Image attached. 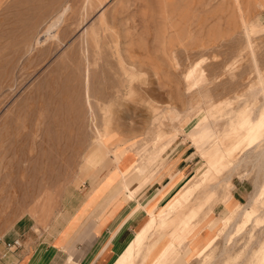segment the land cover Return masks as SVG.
<instances>
[{
	"label": "rangeland",
	"instance_id": "374dc122",
	"mask_svg": "<svg viewBox=\"0 0 264 264\" xmlns=\"http://www.w3.org/2000/svg\"><path fill=\"white\" fill-rule=\"evenodd\" d=\"M174 152L130 264H264V0H0V247Z\"/></svg>",
	"mask_w": 264,
	"mask_h": 264
},
{
	"label": "crops",
	"instance_id": "0c3cea01",
	"mask_svg": "<svg viewBox=\"0 0 264 264\" xmlns=\"http://www.w3.org/2000/svg\"><path fill=\"white\" fill-rule=\"evenodd\" d=\"M163 163L164 169L150 180L137 179L129 187L125 183V188L122 187L123 177L116 170L117 178L108 194L100 198V192H97L96 201H93L95 206L85 207V210L75 208L69 214L66 221L73 214L70 230L66 231L61 245L53 243L57 233L50 244L35 246L34 241L23 236L20 240L15 235L4 242L5 249L0 247V264H117L126 249L140 239L138 236L147 225L141 223V216L145 214L146 219L149 212L167 201L190 175L191 167L185 159L175 157V152ZM119 191L121 196H118ZM244 192L242 185L234 186L236 196L241 197ZM40 237L37 236V240ZM12 239H18L19 245L7 248L5 243Z\"/></svg>",
	"mask_w": 264,
	"mask_h": 264
},
{
	"label": "bare ground",
	"instance_id": "6f19581e",
	"mask_svg": "<svg viewBox=\"0 0 264 264\" xmlns=\"http://www.w3.org/2000/svg\"><path fill=\"white\" fill-rule=\"evenodd\" d=\"M55 20V19H54ZM56 22L57 21H52V23H51V27H53L55 24H56ZM50 25V24H49ZM48 27H50V26H48ZM49 29V28H48ZM90 40V39H89ZM100 42V41H99ZM137 64V63H136ZM135 64V65H136ZM130 66H131V64H129ZM137 67H138V65H137ZM127 68V67H126ZM142 68V67H141ZM140 68V69H141ZM136 69V68H135ZM142 70V69H141ZM127 187V186H126ZM130 192V194L132 195V194H134V191H129ZM177 204H178V202H177ZM179 205V204H178ZM177 207V206H176ZM176 209V208H175ZM153 211V210H152ZM152 211H150V213L152 212ZM163 216V215H162ZM149 217V216H148ZM152 220H154L153 219V217L151 218V220L149 221V223H150V225H154V222L152 221ZM149 228V227H148ZM214 237V236H213ZM213 237L205 244V245H203V247L202 248H200L199 250L198 249H196V250H194V251H196V254H199V253H201V252H203V251H205L206 249H207V247L210 245V243H211V241H212V239H213ZM133 246H134V244H132V245H130L127 249H126V251H125V253L119 258V261H118V263L117 264H130V258H129V252H130V249H132L133 248ZM147 246V245H146ZM154 264V263H153Z\"/></svg>",
	"mask_w": 264,
	"mask_h": 264
},
{
	"label": "built area",
	"instance_id": "2783aa9c",
	"mask_svg": "<svg viewBox=\"0 0 264 264\" xmlns=\"http://www.w3.org/2000/svg\"><path fill=\"white\" fill-rule=\"evenodd\" d=\"M18 245H19V240L18 239H12L11 241L5 243V246L7 248L17 247Z\"/></svg>",
	"mask_w": 264,
	"mask_h": 264
}]
</instances>
